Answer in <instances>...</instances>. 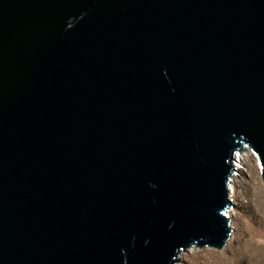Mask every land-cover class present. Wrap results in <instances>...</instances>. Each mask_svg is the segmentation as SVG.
<instances>
[{
  "label": "water",
  "instance_id": "water-1",
  "mask_svg": "<svg viewBox=\"0 0 264 264\" xmlns=\"http://www.w3.org/2000/svg\"><path fill=\"white\" fill-rule=\"evenodd\" d=\"M247 147L264 0H0V264L223 250Z\"/></svg>",
  "mask_w": 264,
  "mask_h": 264
},
{
  "label": "rangeland",
  "instance_id": "rangeland-1",
  "mask_svg": "<svg viewBox=\"0 0 264 264\" xmlns=\"http://www.w3.org/2000/svg\"><path fill=\"white\" fill-rule=\"evenodd\" d=\"M235 179L229 218L234 224L232 234L240 237V243L223 250L185 251L181 264H264V183L251 155L244 158L243 169Z\"/></svg>",
  "mask_w": 264,
  "mask_h": 264
},
{
  "label": "bare ground",
  "instance_id": "bare-ground-1",
  "mask_svg": "<svg viewBox=\"0 0 264 264\" xmlns=\"http://www.w3.org/2000/svg\"><path fill=\"white\" fill-rule=\"evenodd\" d=\"M248 153H250V151L249 150H246L245 151V154H243V155H239L238 156V159H239V161H241V160H243L244 159V157L248 154ZM253 158L255 159V157H254V155H253ZM255 161L257 162V164H258V166H259V169H260V171H262V168H261V163H259V161L257 160V159H255ZM236 177H233V179H232V182H231V184H230V197H231V199H233V197L231 196L232 195V193H233V191H234V186H235V179ZM232 203H233V201H232ZM233 207V206H232ZM231 207V208H232ZM228 214V217H232V210H230L229 209V212L227 213ZM229 218V219H230ZM234 224L231 222V220H230V226H231V229H233L234 228V226H233ZM237 236L235 235V233H233V234H231V238H230V240H229V242H228V244H227V246H226V248L227 247H230L231 245H236V244H239L240 243V237H238V238H236ZM235 239V240H234ZM233 241H235L234 243H233ZM195 249H197V248H192V249H189L190 251H194ZM225 249V248H224ZM188 250V251H189ZM185 260V253H183L181 256H180V259H179V264H181L183 261ZM177 263V264H178Z\"/></svg>",
  "mask_w": 264,
  "mask_h": 264
},
{
  "label": "built area",
  "instance_id": "built-area-1",
  "mask_svg": "<svg viewBox=\"0 0 264 264\" xmlns=\"http://www.w3.org/2000/svg\"><path fill=\"white\" fill-rule=\"evenodd\" d=\"M246 150H249L250 153H248L245 157H248V156H250V155L253 157V155H254L255 159H257V160L259 161V163H260V160H259L257 154H256L253 150H251L250 148H248V147H247L244 151L237 153V154L235 155V161H234V166H235V169H236V170H235L233 176L231 177L230 184H231V182H232L233 177L238 176L239 172L243 169L244 159H243L242 161H239L238 156H239V155H243V154H245V151H246ZM245 157H244V158H245ZM253 159H254V158H253ZM255 159H254V160H255ZM230 198H231V197H230ZM230 209H231V208H230ZM228 212H229V211H228ZM227 216H228V214H227ZM228 218H229V217H228Z\"/></svg>",
  "mask_w": 264,
  "mask_h": 264
}]
</instances>
